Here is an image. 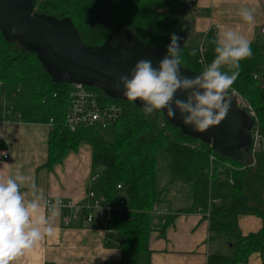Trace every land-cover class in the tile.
Here are the masks:
<instances>
[{
  "label": "trees",
  "instance_id": "trees-1",
  "mask_svg": "<svg viewBox=\"0 0 264 264\" xmlns=\"http://www.w3.org/2000/svg\"><path fill=\"white\" fill-rule=\"evenodd\" d=\"M178 1L32 0V3L38 13L69 19L85 46H99L109 36L127 32L146 46L167 53L170 36H180L175 13ZM251 48L252 55L240 61L239 76L229 90L251 105L264 138V45L251 43ZM180 55V65L198 74L214 58L199 47L181 44ZM72 87V82L53 77L36 52L0 29V99L10 103V113L22 122L53 121L47 135L48 157L42 166L52 169L70 151L83 144L90 145V179L95 175L97 178L86 188L84 199L72 200L82 203L91 189L104 195L106 203L114 208L112 217L102 225L107 234L121 237L117 244L121 259L110 264H139L148 250L154 220L163 218L164 230L181 212L204 215L208 212L205 216L211 238L222 236L231 243V255L213 252L206 264L246 263L252 253L264 252V148L255 154L253 163L250 151L227 152L211 141L192 138L170 122L162 110L146 116L142 103L116 99L91 86L87 87L97 91L103 103L124 106L122 115L112 124L115 137L107 140L100 132L101 127L94 126L70 131L64 117ZM162 159L168 162L166 181L160 173ZM178 185L190 187L188 206L158 215L159 206L169 201L168 195ZM121 196L124 206L117 208ZM248 214L261 218L262 227L244 235L238 216Z\"/></svg>",
  "mask_w": 264,
  "mask_h": 264
},
{
  "label": "crops",
  "instance_id": "crops-1",
  "mask_svg": "<svg viewBox=\"0 0 264 264\" xmlns=\"http://www.w3.org/2000/svg\"><path fill=\"white\" fill-rule=\"evenodd\" d=\"M194 1L192 8L178 1L175 9L180 30L178 42L182 46L199 47L214 56L215 39L226 28L241 32L251 43L264 45V0ZM241 7L253 9L254 22L251 25L238 16ZM12 114L0 112V177L7 178L10 174L25 176L21 192L25 193L26 200L35 199L42 192L36 215H44L53 228L51 235L45 233L13 264H110L120 260L117 244L121 237L107 234L97 222L100 216L97 215L92 223L77 221L66 225L63 221L67 214L57 207L51 209L45 205L49 198L84 199L85 190L92 183L90 145L83 144L76 151H70L60 163L48 169L42 165L48 157L49 125L22 122ZM7 154L9 158L5 159ZM33 184L36 196L31 188ZM159 208H168L173 213L167 204ZM238 218L244 235L262 227V219L256 215H239ZM163 220L155 219L148 250L139 264H206L213 252L226 256L233 253L226 238H211L209 220L203 213H177L173 223L164 230L161 229ZM238 264H264V252L252 253L246 263Z\"/></svg>",
  "mask_w": 264,
  "mask_h": 264
},
{
  "label": "clouds",
  "instance_id": "clouds-1",
  "mask_svg": "<svg viewBox=\"0 0 264 264\" xmlns=\"http://www.w3.org/2000/svg\"><path fill=\"white\" fill-rule=\"evenodd\" d=\"M238 16L248 25L254 22L253 9L249 7H241ZM179 40L172 34L167 54L157 67L151 60L141 59L129 75L119 76L117 87L122 88L128 101L139 100L146 116L165 110L168 117L179 116L183 125L203 133L228 114L232 102L229 89L239 76L240 61L252 55L251 41L232 28L221 30L215 39L211 63L200 74L189 77L180 70ZM178 91L184 93L183 100L176 98ZM25 182L26 177L21 174L0 177V264H13L45 233L51 235L53 231L49 219L36 215L42 192L37 198L26 200L21 192ZM31 188L36 196L35 185ZM59 204L57 198L52 207Z\"/></svg>",
  "mask_w": 264,
  "mask_h": 264
},
{
  "label": "water",
  "instance_id": "water-1",
  "mask_svg": "<svg viewBox=\"0 0 264 264\" xmlns=\"http://www.w3.org/2000/svg\"><path fill=\"white\" fill-rule=\"evenodd\" d=\"M0 29L36 52L44 68L56 79L97 87L120 100L128 99L122 88L117 87L119 76L129 75L141 59L151 60L153 67H157L167 54L146 46L127 32L111 35L99 46H85L80 32L69 19L36 12L32 0H0ZM180 70L185 76L198 75L181 65ZM229 93L232 102L228 114L218 125L203 133L183 125L179 116L170 118L165 110L162 111L170 122L180 126L185 135L211 141L227 152H246L251 146L252 119L241 108L235 92L229 90ZM176 98L183 100L185 95L178 91ZM134 102L141 103L139 100Z\"/></svg>",
  "mask_w": 264,
  "mask_h": 264
},
{
  "label": "built area",
  "instance_id": "built-area-1",
  "mask_svg": "<svg viewBox=\"0 0 264 264\" xmlns=\"http://www.w3.org/2000/svg\"><path fill=\"white\" fill-rule=\"evenodd\" d=\"M180 2H185L189 8H192L195 5L194 0H179ZM264 32V28H262ZM201 51L203 49L201 48ZM204 61V58L202 59ZM235 92V91H233ZM239 100V104L242 109H245L246 112L253 118V124L250 131V156L255 161L254 156L256 153H259L262 148H264V138L261 135V132L258 129L257 116L254 113L251 105L247 100L241 98V96L235 92ZM11 106L8 107V110L0 108L1 112L5 114L10 113ZM124 106L111 102L103 103V100L100 99V96L97 91L89 89L84 84L73 83L71 89L70 103L66 110L64 117L65 126L70 131H75L77 128L82 126L89 127H101L107 128L112 126L118 118L122 115ZM53 121L50 120L49 126H52ZM5 159H8V154L4 156ZM213 158L210 157L211 162ZM97 175L92 176V179H96ZM120 188V185L117 186ZM86 199L82 203H78L70 199H65L62 197H57L60 200V204L57 206L62 210L68 217H65L63 221L66 225H71L72 222L81 221L84 223H92L97 219V215L100 216L101 225L105 224V221L112 217V211L114 208L106 203V198L102 194H96L94 190H88L86 193ZM49 198L46 200L45 205L48 208L53 209L52 205L55 204L56 199ZM118 207L124 206V199H120L115 205ZM156 213L159 215H167L169 213L168 208H161ZM205 215L208 216V212H205ZM105 226V225H104Z\"/></svg>",
  "mask_w": 264,
  "mask_h": 264
},
{
  "label": "rangeland",
  "instance_id": "rangeland-1",
  "mask_svg": "<svg viewBox=\"0 0 264 264\" xmlns=\"http://www.w3.org/2000/svg\"><path fill=\"white\" fill-rule=\"evenodd\" d=\"M9 106H10V103L8 101L6 102L4 99H0V108L8 110ZM100 132L109 141H112L115 137L113 126L107 127V128H101ZM159 162L161 163L160 165L161 177H164L166 181L168 179V176H167L168 175V162H166L165 159H162ZM120 198H123V197L121 196ZM168 198H169L168 199L169 201L165 203L171 207L173 212L178 207L188 206V202L190 201V198H191V190H190L189 185H178L177 188H173L171 193L168 195Z\"/></svg>",
  "mask_w": 264,
  "mask_h": 264
},
{
  "label": "bare ground",
  "instance_id": "bare-ground-1",
  "mask_svg": "<svg viewBox=\"0 0 264 264\" xmlns=\"http://www.w3.org/2000/svg\"><path fill=\"white\" fill-rule=\"evenodd\" d=\"M3 109V108H2Z\"/></svg>",
  "mask_w": 264,
  "mask_h": 264
}]
</instances>
